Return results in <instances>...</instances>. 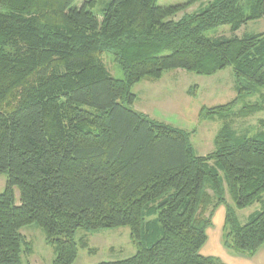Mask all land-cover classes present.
Returning <instances> with one entry per match:
<instances>
[{"label":"trees","instance_id":"obj_1","mask_svg":"<svg viewBox=\"0 0 264 264\" xmlns=\"http://www.w3.org/2000/svg\"><path fill=\"white\" fill-rule=\"evenodd\" d=\"M78 1L0 0V264H23L31 246L20 229L33 223L53 246L52 264H72L78 248L95 252L78 229L122 226L136 252L96 264H224L200 253L221 204L223 246L253 254L264 243V119L253 134L232 119L264 109V32H235L264 17V0ZM219 25L231 34H206ZM105 52L123 78L110 74ZM228 66L235 96L199 110L222 121L206 155L194 152L191 132L129 106L143 78ZM255 201L261 208L240 223L236 209Z\"/></svg>","mask_w":264,"mask_h":264},{"label":"rangeland","instance_id":"obj_2","mask_svg":"<svg viewBox=\"0 0 264 264\" xmlns=\"http://www.w3.org/2000/svg\"><path fill=\"white\" fill-rule=\"evenodd\" d=\"M82 1V0H79ZM78 1V2H79ZM186 0H157L158 5L183 4ZM201 3L196 2L176 14L180 17L184 12L195 11ZM264 32V17L250 20L243 24L235 34L241 36L245 33ZM207 35H230L228 25H219L206 31ZM102 61L110 74L116 78H123L120 66L113 60L112 55L105 52ZM194 89V95L188 93ZM131 92L135 94L133 104L129 105L136 111L143 112L151 119L179 127L191 132L190 142L197 155H206L214 150V136L220 128L222 121L218 118H201V106H214L226 103L235 96L234 79L231 67H226L212 75H200L184 69H173L163 73L158 79L143 78L132 86ZM258 94L244 97L241 102H254ZM241 102L235 110L241 106ZM124 105H128L123 101ZM264 119V109L247 117H233V128L238 133L253 134L260 129V122ZM6 174L0 172V193L6 185ZM14 202L19 203V191L13 187ZM226 199L232 204L226 191ZM261 201H255L242 209H236L240 223H245L249 216L261 208ZM220 218L215 219V225L208 231L212 238L214 231H220ZM31 246L30 254H22L23 264H52L55 257L53 246L45 243L42 229L36 224H30L20 229ZM86 236L88 245L95 249L89 254L86 249L78 248L75 261L72 264H96L100 261L118 260L129 257L136 252V246L130 237L127 226L101 229L87 232L78 229L75 239Z\"/></svg>","mask_w":264,"mask_h":264},{"label":"crops","instance_id":"obj_3","mask_svg":"<svg viewBox=\"0 0 264 264\" xmlns=\"http://www.w3.org/2000/svg\"><path fill=\"white\" fill-rule=\"evenodd\" d=\"M224 215L225 206L223 204L217 206L213 211L210 227L215 225V219L219 217L221 228L220 231H214L212 238H209L208 235L210 227L207 228V239L200 248V253L204 256L217 257L224 264H264V243L253 254L230 251L223 246L221 236L224 228Z\"/></svg>","mask_w":264,"mask_h":264}]
</instances>
